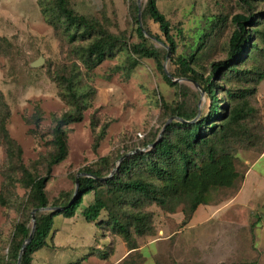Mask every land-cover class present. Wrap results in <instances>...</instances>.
Here are the masks:
<instances>
[{
    "label": "rangeland",
    "instance_id": "374dc122",
    "mask_svg": "<svg viewBox=\"0 0 264 264\" xmlns=\"http://www.w3.org/2000/svg\"><path fill=\"white\" fill-rule=\"evenodd\" d=\"M147 1L69 0L75 13L100 22L126 45L108 53L96 67L85 68L75 51L86 46L91 37L76 34L62 21L56 26L48 23L37 0H0V125L20 147L23 165L45 175L53 150L54 118L68 110L61 96V75L75 78L85 102L81 120L63 128L67 156L51 168L45 186L49 204L62 193H70L73 177L100 158H109V176L120 155L155 146L158 140L149 145L146 142L154 135L158 138L163 128L176 120L169 114L177 104L189 114L196 113L191 122L207 115L211 99L201 87L202 81L186 75L178 58H187L190 51L194 57L190 66L202 79L208 78L211 63L229 58V40L236 26L233 17L238 14L247 18L245 31L253 48L233 65L237 72L232 68L220 71L214 87L218 101L225 98L230 105L236 100L247 101L251 108L248 127L251 134L262 135V148L259 141L254 147H247L249 143L242 140L236 143L232 148L239 178L231 188L211 191L205 205L217 206L230 199L250 164L264 151V0H155L170 22V35L176 44L171 52L158 25L141 15L142 28L151 34H144V41L158 52L161 67L154 58L130 51V46L142 41L136 32L139 25L134 15L137 19L138 11L135 14L134 7L139 2L142 13ZM46 3L50 4L49 0ZM40 58V66H31ZM7 151L0 129V192L4 176L10 172ZM8 190L5 203L0 202V264H14L6 255L15 224L25 221L27 227L32 226V210L26 211L24 206L27 190L18 183ZM143 211L151 215L155 233L133 235L137 248L132 251L110 228L86 223L79 212L72 218L55 215L46 246L32 254L31 264H177L170 255L169 234L177 216L183 215L181 207L169 214L145 202ZM42 213L46 212H37Z\"/></svg>",
    "mask_w": 264,
    "mask_h": 264
},
{
    "label": "trees",
    "instance_id": "16d2710c",
    "mask_svg": "<svg viewBox=\"0 0 264 264\" xmlns=\"http://www.w3.org/2000/svg\"><path fill=\"white\" fill-rule=\"evenodd\" d=\"M37 2L48 23L56 26V22L62 21L66 27L74 28L76 34L92 38L86 46L78 47L75 51L85 68L96 67L108 53L125 49L126 45L120 37L111 34L100 22L75 13L69 0H49L50 4L46 0ZM134 12L137 13V7H134ZM141 15L147 16L158 25L170 51L175 52L176 44L170 35V22L158 10L156 1L148 0ZM134 18L138 24L136 15ZM233 21L236 26L229 40V58L211 63L212 72L208 78L202 79L201 74L190 66L194 60L190 51L186 53L187 58H178L179 66L185 74L190 73L196 81H202L201 87L211 99L207 115L191 122L196 113L189 114L177 104L169 114L176 117V120L166 125L158 138L154 135L146 142L149 145L158 140L155 146L149 149L139 148L145 150L124 157L111 176H107L112 167L107 157L100 158L97 164L80 170L79 173L83 175L73 177L74 187L75 180L78 179L75 195L73 189L68 194L62 193L61 198L55 200L54 204H49L45 192L52 166L67 156L66 133L63 128L69 123L80 121L85 108L74 77L60 76L61 96L68 105V110L54 118L51 140L53 150L46 161L44 176L23 165L20 147L8 137L3 124L0 125L8 147L10 170L4 176L0 202L5 203L4 193H8V188L18 183L27 190L24 204L26 211L46 207L55 209L35 214L33 237L22 253L20 264H31L32 254L46 246L55 215L72 218L79 212L86 223L98 228H110L125 241L128 250L132 251L137 248L132 240L133 235L154 236L155 233L151 215L143 211V203L154 204L169 214L175 213L181 207L186 222L199 205L207 204L211 191L233 187L239 177L234 168L232 147L242 140L249 143L247 147H254L253 143L259 141L260 149L262 148V135L251 134L248 127L251 108L247 101L236 100L234 105H230L225 98L218 101L214 87L220 71L232 68V71L237 72L233 65L237 64L250 47L244 25L247 18L238 14L233 17ZM143 30L141 32L139 26L136 28L142 41L130 46V51L139 57H152L159 63L158 52L148 47L144 41L143 35L151 34L148 30ZM74 38L75 36L72 37ZM251 48L253 47L250 50ZM254 48L257 50L258 45ZM158 66L161 67V63ZM164 78L168 84L173 85L167 77ZM231 97L236 99L237 96L232 94ZM26 223L21 221L15 224L9 242L6 257L14 264L22 243L30 233L31 228Z\"/></svg>",
    "mask_w": 264,
    "mask_h": 264
},
{
    "label": "crops",
    "instance_id": "0c3cea01",
    "mask_svg": "<svg viewBox=\"0 0 264 264\" xmlns=\"http://www.w3.org/2000/svg\"><path fill=\"white\" fill-rule=\"evenodd\" d=\"M262 211L264 151L230 199L217 206L199 205L186 222L177 216L169 234L170 255L177 264H264Z\"/></svg>",
    "mask_w": 264,
    "mask_h": 264
},
{
    "label": "water",
    "instance_id": "95a60500",
    "mask_svg": "<svg viewBox=\"0 0 264 264\" xmlns=\"http://www.w3.org/2000/svg\"><path fill=\"white\" fill-rule=\"evenodd\" d=\"M137 11H138V13H137L138 25H139V28H140L141 32H144V30L142 28V25H141V8H140L139 2H137ZM42 62H43V59L40 58L39 60L34 61L31 64V66H33V67L40 66L42 64ZM167 76L169 77V75H167ZM161 133H160V135H161ZM143 150H145V149L136 148L135 150L124 154L121 158L118 159V164L122 161V159L124 157H126V156H128V155H130L132 153H135V152H138V151H143ZM115 170H116V168L110 173L109 176H111L114 173ZM81 175H83V174L82 173H78L77 174V177H79ZM77 189H78V179L75 180L74 195L76 194ZM53 210H55V209L54 208H51V207H46V208L33 209L31 211L30 215H31L32 226H31L30 233H29L28 237L24 240V242L21 245V248L19 250V254H18V258H17L16 264H20V260H21L22 253L24 252L25 248L27 247V245L29 244V242L31 241V239L33 237V233H34V229H35V214L37 212H39V211H53Z\"/></svg>",
    "mask_w": 264,
    "mask_h": 264
}]
</instances>
